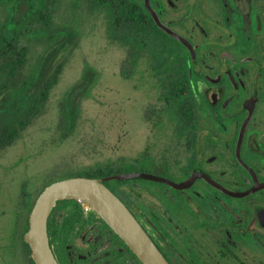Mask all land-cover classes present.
Wrapping results in <instances>:
<instances>
[{"label":"flooded vegetation","instance_id":"af4514ba","mask_svg":"<svg viewBox=\"0 0 264 264\" xmlns=\"http://www.w3.org/2000/svg\"><path fill=\"white\" fill-rule=\"evenodd\" d=\"M119 3L157 46L171 133L100 178L168 264H264V0ZM46 229L57 264H142L80 202H56Z\"/></svg>","mask_w":264,"mask_h":264},{"label":"rangeland","instance_id":"374dc122","mask_svg":"<svg viewBox=\"0 0 264 264\" xmlns=\"http://www.w3.org/2000/svg\"><path fill=\"white\" fill-rule=\"evenodd\" d=\"M29 3L0 0V27L8 16L19 20ZM46 6L49 20L36 10L26 18L28 33L19 42L26 50L23 71L43 61L40 84L56 68L60 72L41 113L12 144L0 149V264H29L21 239L30 206L44 187L115 167L120 160L129 163L150 145L162 149L171 133L146 56L133 58L127 46L107 37L104 16L92 0H50ZM51 49L55 51L46 60ZM85 66L98 78L86 94L76 96L70 121L65 100Z\"/></svg>","mask_w":264,"mask_h":264},{"label":"trees","instance_id":"16d2710c","mask_svg":"<svg viewBox=\"0 0 264 264\" xmlns=\"http://www.w3.org/2000/svg\"><path fill=\"white\" fill-rule=\"evenodd\" d=\"M49 1L30 0L27 6L29 12L24 13L19 20L15 19V16H8L6 22L0 27V149L12 144L32 120L41 113L49 92L56 84L59 76L60 71L56 68L49 78L40 84L44 73L43 61L37 68L25 73L23 69L26 61V50L24 47L19 46L22 36L28 33L25 28V21L31 12L36 10L40 12L37 15H41L43 20L50 19V13L46 10V3ZM120 1L123 2L122 5L126 4L125 0ZM92 2L94 7L102 12L104 16L106 34L111 41L127 46L133 58H138V56L143 54L145 56L149 53L153 57V61H155V66L159 68V61L155 60V55H158V52L153 49L157 46L154 44L149 45L145 42L148 33L142 25L140 26L138 13H131L128 11V6L125 5L126 15H129L134 21L126 20L118 23L119 0H92ZM42 9H44V12H41ZM54 51L55 49H51L45 59L47 60ZM146 58L147 64H149L151 59ZM153 61L151 60V62ZM97 78L98 74L91 67L85 66L79 84L70 90L65 100V110L70 121H72L74 116L76 96L78 94H86L92 85L95 84ZM158 78L160 79V77ZM172 116L174 115L170 112V117ZM106 172L108 173L109 171L98 168L82 176L100 178ZM21 194L24 202L27 203L29 198L24 185L22 186ZM25 224L26 231L28 220H26ZM21 242L28 254L29 264H34L29 257L28 246L22 239Z\"/></svg>","mask_w":264,"mask_h":264},{"label":"water","instance_id":"95a60500","mask_svg":"<svg viewBox=\"0 0 264 264\" xmlns=\"http://www.w3.org/2000/svg\"><path fill=\"white\" fill-rule=\"evenodd\" d=\"M111 178H129L113 176ZM108 178L71 177L54 181L36 197L28 216L23 242L34 264H57L47 237V218L56 202L85 204L133 251L142 264H168L125 206L104 185Z\"/></svg>","mask_w":264,"mask_h":264}]
</instances>
